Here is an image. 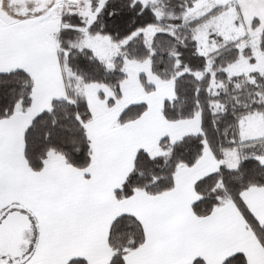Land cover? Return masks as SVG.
<instances>
[{"label":"snow or ice","instance_id":"snow-or-ice-1","mask_svg":"<svg viewBox=\"0 0 264 264\" xmlns=\"http://www.w3.org/2000/svg\"><path fill=\"white\" fill-rule=\"evenodd\" d=\"M0 264H264V0H0Z\"/></svg>","mask_w":264,"mask_h":264}]
</instances>
